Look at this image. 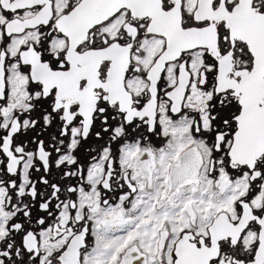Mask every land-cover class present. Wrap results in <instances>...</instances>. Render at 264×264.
<instances>
[{
    "label": "snow or ice",
    "instance_id": "obj_1",
    "mask_svg": "<svg viewBox=\"0 0 264 264\" xmlns=\"http://www.w3.org/2000/svg\"><path fill=\"white\" fill-rule=\"evenodd\" d=\"M0 264H264V0H0Z\"/></svg>",
    "mask_w": 264,
    "mask_h": 264
}]
</instances>
